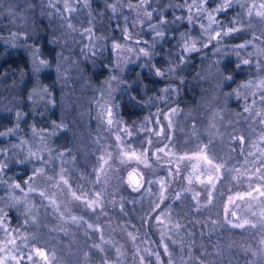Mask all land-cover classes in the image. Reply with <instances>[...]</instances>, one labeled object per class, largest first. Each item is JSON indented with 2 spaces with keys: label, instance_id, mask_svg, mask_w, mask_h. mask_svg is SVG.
<instances>
[{
  "label": "trees",
  "instance_id": "trees-1",
  "mask_svg": "<svg viewBox=\"0 0 264 264\" xmlns=\"http://www.w3.org/2000/svg\"><path fill=\"white\" fill-rule=\"evenodd\" d=\"M171 1L181 5L186 0H148L144 4H141V0H78L73 12H69L71 14L56 0H0V151L17 143L19 137L33 141L39 149V162L36 163L24 159L20 153H16V158L9 154L6 159L8 165L0 171V178L4 183L13 185L19 182L21 188L27 189L31 181L43 177L50 182V186L58 183L68 193L66 200L76 204V214L81 218L76 226L77 239L79 243L84 241L73 249V262H80L85 257L92 264L104 262L100 253L90 249L92 240L89 235L96 234L106 226L110 229L116 227L127 240L131 237L130 254L134 257L142 243L134 244V241L139 243L143 235L147 236L162 255V264H169V261L175 264V260L184 264H264V255L254 249L256 231L229 228L227 232L219 226L220 232L216 229L213 234L207 231L204 234L203 231L208 230L206 226L209 230L213 229L214 222L219 219H222V224L224 213H215L223 204L224 197L217 198L216 193L211 191L209 197L207 195L197 200L189 191H178L181 172L170 160H153L159 167H171L174 171L170 195L162 201L164 210L166 207L171 208V216L179 224V227L171 228L170 233L166 230L161 232L163 223L157 217L162 207L154 208L153 205L156 201L154 196L160 188L157 172L151 176L150 182L144 184L145 188L141 187L139 196H135V192L123 194L116 207L104 208L106 205H103L90 209L83 200L81 188L86 186L84 182L101 186L98 183L96 156L97 149L101 148L87 143L86 150H80L84 158H76L79 150L77 144L83 135L100 134L97 108L103 98L108 96L109 84L118 82L112 89L113 105H116L117 117L126 125L144 119L148 110L156 105L157 94L162 87L170 83L178 89L176 102L180 104L179 119L184 120L185 124L183 135H190L199 129L208 109L215 107L212 104L218 105L222 120H229L231 127H234L225 135H234L228 139L223 137L216 149L213 146L215 153L219 159L230 160L235 153H240V139L246 130L245 126L239 127L233 122L237 116H244L236 108L242 97L235 90L238 91L245 80L255 76L260 66L256 60L244 64L232 57L220 63L219 78L223 86H220V98L215 104L211 87L200 88L207 83L203 67L213 59L215 49L210 45H202L197 51L188 53L184 50L183 39L195 32L189 23L177 16L181 13L176 11L178 9L172 11V7L164 5ZM216 3L217 0H208L206 5L214 6ZM160 7L165 9L163 37L151 31L162 14ZM149 12L151 19L147 15ZM238 13V7L231 6L216 18L231 22L237 20ZM69 23L72 24L71 28L68 27ZM88 33L96 37L94 46L91 43L86 45ZM154 38L160 40L154 41ZM249 39H253L250 33L236 32L220 43L224 49L231 51L237 44ZM116 40L136 46L141 45L136 43L140 40L150 55L140 54L137 60L142 61L136 60L134 64L125 65L122 55L119 53V56H115L116 51L111 45ZM41 59L48 62L47 67L39 64ZM37 67L39 71H36ZM157 67L164 72L163 76L156 75ZM64 68L68 69V73L61 76ZM165 68L173 69L171 76L165 73ZM113 76L117 79L113 80ZM72 90L73 97L76 93L90 96L87 120L78 114L83 108L76 105V100L70 96ZM63 101L68 105L64 108L67 109L64 117L59 115ZM200 102L207 104L205 113ZM177 135L174 142L175 156L187 146L196 148L189 139L185 145L180 144L181 135ZM199 135L203 133L197 132L193 137ZM86 139L85 142H90V137ZM204 141L203 138V144L199 142L195 146L200 148L203 145L207 150L210 143ZM164 144L167 146L166 142ZM53 160H56L54 167L50 166ZM37 169L42 171L36 172ZM29 177L32 179L29 180ZM148 187L149 190L146 189ZM72 192L81 196V199L76 200ZM14 219L8 220L14 223ZM224 236L231 237L232 241L226 242ZM124 239L121 238L125 243ZM203 241L205 247L200 246ZM210 241H213L212 244ZM39 261L34 259L30 263H23L39 264Z\"/></svg>",
  "mask_w": 264,
  "mask_h": 264
},
{
  "label": "rangeland",
  "instance_id": "rangeland-1",
  "mask_svg": "<svg viewBox=\"0 0 264 264\" xmlns=\"http://www.w3.org/2000/svg\"><path fill=\"white\" fill-rule=\"evenodd\" d=\"M77 2L78 0H56V3L63 6L68 14H71L69 13V9H72L71 11L73 12V7ZM223 2L224 0H217L216 5H203V7L211 10ZM260 3L261 0H232L231 6H236L239 9L237 17L239 21L230 22L224 19L222 22L221 19L216 18L219 13L213 12L212 15L219 23L212 24L207 32L204 29L208 28L210 21L207 12L197 11V7L201 6L200 0H196V4L191 7V11H189V6L193 4V0L183 1L181 5H175L172 1L164 4L172 7V11L178 9L176 11H180L181 13L177 16L182 17L185 23H189L188 17L190 15L193 18L189 24L195 33L192 36L187 34L183 39V47L185 40H187L189 44L195 42L197 48L207 44L212 46V49H215L213 59L206 62L204 67L202 65L203 71H206L204 75H206L205 80L207 83L206 85L203 84V87H200L201 89H205L207 86L211 87L213 93H210H212V101L215 104L220 98V86L222 85L219 78L218 66L220 63L229 59L228 57H232L240 63H243L244 60H248L249 62L256 60L257 65L260 66L255 76L245 80L240 85L238 91L235 90V92H240L239 95L242 97L240 104L236 108L244 116H237L233 122L239 127L245 126L246 130L242 137L243 139H240L242 141L240 153H235L232 160L219 159V156L215 153L214 148L217 147L223 137H227L226 139H228L234 135H225L226 132L232 130L234 127L233 125L231 127L229 120H222V112L218 105L212 104L215 107L211 108V106L208 109L204 120L199 124V129L194 130L190 135H183L185 124H183L184 120L179 119L180 104L176 102L178 89L174 84L170 83L162 87L157 94L156 105L151 110H148L147 115H144V119H139L126 125L117 117L115 111L116 105H113L114 97L112 89L114 88L113 86H117L118 82L112 85L109 84L107 88L108 96L103 98L102 103L97 108L101 135H83L77 144L79 150H77L76 158H84L81 151L86 150L87 143L101 148L97 149L96 153L98 158L97 168L103 169V171L97 170V173L99 172L98 183L101 186H91L84 182L83 184L86 186L81 188V194L84 196L83 200L85 203L92 200L98 201V203L89 207L90 209L100 208L103 205H106L104 208L116 207L118 206L117 201L120 196L129 192H135V196H139L141 187L145 188L144 184L148 181L150 182L153 178L151 176H155V172H157V176H160L157 179L160 188L157 189V193L154 196L156 201L154 200L153 205L154 208L157 204H159V207H162L158 216L161 223H163L160 227L161 232L166 230L167 233H170L171 228L177 227V225L179 227V224L172 218L171 212L173 213V211L171 208L166 207L164 210L162 201L166 199V196L170 195L174 171L171 167H159L153 162V160H170L177 165L181 172V180H179L180 188H178V191H189L197 200H199L198 198H206L207 195L209 197L211 191L216 193L217 198L224 197L222 198L224 200L223 204L220 205L219 211L215 213H224L222 224H220L222 219H219L218 222H214L213 229L209 230L206 226L208 230H204V234L206 231L213 234L216 229L220 232L219 226L227 232H229V228L256 231L257 238L254 249H257L264 255V196H261L256 191L258 188L261 192H264V123H261L264 120V99H261L264 97V85L260 83L264 81V20L255 15V12L259 10L258 6ZM253 4L257 5V8L253 9L252 16H249L248 8ZM166 7L164 6V8ZM160 9L162 14H160L161 16L157 20V23L151 27V31L155 34L156 31H163V23L161 21H164L163 13L165 9L162 7ZM201 24L204 25V28L200 27ZM228 27H238L241 29L239 32H248L253 39L243 41L237 44L231 51H228L220 43L229 36L223 35V30H226ZM154 28L155 30H153ZM130 31L127 30L126 32ZM216 32H221V36L218 39L210 41V36H214ZM86 38V45L91 43L90 45L93 44L94 46L96 37L88 33ZM157 40H160V38H154V41ZM248 41H251V43H246ZM114 44L120 45L119 48L113 47V49L116 51L115 56H119V53L122 55L125 65L134 64L140 57L141 53L139 49L141 47L145 48V46H142V43H140V46H136V44H126L123 40H116L111 43L112 46ZM241 44H246V46L243 48L238 47ZM137 61L140 62L142 60ZM172 66L173 64H171ZM169 69L165 68L164 70L167 75L171 76L172 71H169ZM70 70L72 71L73 69L70 68ZM65 73H68L67 68L61 70L60 75L62 76ZM165 88L168 91H163ZM88 94L90 95V93ZM213 95L215 96L214 99ZM70 96L73 97V90ZM73 100H76V105L83 108L79 107L78 114L86 117L87 120L86 113H88L91 105L90 96L86 97L82 93H76ZM199 104L205 108V113L207 104L203 102ZM66 107L68 105L63 101V106L59 112V115L61 114L62 117L66 114L67 109H64ZM245 108L249 110L245 111ZM108 109L112 111L111 119L113 122L111 124L107 122L109 119L107 115ZM73 111H75L74 105ZM197 132H201L203 135L194 138L195 136L193 137V135ZM178 133L181 135L180 144L183 143L185 145V141L189 139V142L192 141L191 144H194L196 148L187 146L186 149L180 150L175 156L174 142L178 137ZM118 136L120 137L119 140H117ZM87 137H90V142H85ZM203 138L205 139L204 142L210 143L207 150L203 145L200 148L195 146L199 142L203 144ZM149 141H151L150 144L148 143ZM164 142L167 143V147H165ZM161 148L164 149L163 152L158 151ZM145 149L148 153L149 167H145L144 164H139L134 160L126 163L120 162L119 153L121 150H136L137 152H141ZM202 149L203 152L201 151ZM220 150L222 154V148ZM38 152V146L33 141H25L22 137H19L17 143L11 144L5 150L0 151V165H8L6 161L7 156L13 154L12 158H16V153L22 154L24 159H28L33 163L39 162ZM204 154L213 161V164L221 165L219 171L212 165H208L203 159L198 158V156ZM101 157L104 160H101ZM181 157H184V159H180ZM53 161L50 166L54 167L56 160ZM104 161H107V163ZM153 169L154 173L151 174ZM130 173L137 175L139 181L137 187L132 186L130 183ZM209 177H212L211 182H209ZM29 185L35 188L36 191H29ZM29 185H27V189L21 191L13 187L12 183H4L3 179L0 178V210H2L0 211V221H2V224H0V249H3L0 250V260H4L5 264H17V260L19 264H25L23 261L30 263L34 259H40L39 264H42V262L44 264H92L85 260L86 257L80 262H77V260L73 262V249L84 241L79 243L77 239L78 231L76 230V226L81 221V218L76 214V204L66 200V194L68 193L64 192L58 183L50 186V182L43 177L36 178ZM162 185L164 187L163 200L160 198ZM149 188L146 189L149 190ZM40 192H44L46 195L42 197L39 195ZM97 193L100 194L99 197L96 196ZM247 193H251V196L247 195ZM240 196H243V199H240ZM5 214L7 215L5 216ZM9 214H12V216H9ZM9 218H15L14 223H10ZM245 220L250 223L246 224L243 228L232 226ZM252 224L255 227H252ZM89 238L92 240L90 249L100 253L103 258L104 262L98 264H162V255L159 254L157 246L153 245L151 239L147 236L143 235L139 243L134 241V244L142 242L138 246L135 257L132 253V255L130 254V251H132L131 237L127 240L116 227L110 229L105 226L104 229L99 230L96 234L90 233ZM121 238H125L126 244ZM10 239L14 240V244L6 243ZM224 239H226V242L232 241L229 236H224ZM210 242L212 244L213 241ZM203 243L205 244V241L200 246H204ZM36 248L45 251L48 257L47 261L35 255L34 249ZM84 248L85 253H87L85 245ZM13 256L17 260H13ZM29 256H32L31 260H29ZM157 256L159 259H157ZM174 263L184 264L178 260H175Z\"/></svg>",
  "mask_w": 264,
  "mask_h": 264
},
{
  "label": "snow or ice",
  "instance_id": "snow-or-ice-1",
  "mask_svg": "<svg viewBox=\"0 0 264 264\" xmlns=\"http://www.w3.org/2000/svg\"><path fill=\"white\" fill-rule=\"evenodd\" d=\"M147 2H148V0H141V4H144V3H147ZM207 3H208V0H200V5L201 6H198L197 7V11L198 12H207V14H208V19H209L210 23L208 25V28H205L204 29L205 32H207L208 29L211 28L212 24L219 23V21L212 15V13L213 12L220 13V12L227 11L228 8L231 7L232 0H224V2L221 5H219L218 7H214L211 10H208V8L203 7V5H206ZM195 4H196V0H193V4L189 6V11H191V7L193 5H195ZM66 7H67V5H66ZM256 8H257V5H255V4L251 5L248 8V15L249 16H252L253 9H256ZM258 8H259V10H257L255 12V15L257 17H260L262 20H264V2H261L259 4ZM71 10L72 9H69V11H71ZM147 15H148L149 19H151V12L147 13ZM177 19H179V18H177ZM192 19L193 18L190 15L188 17L189 23L192 22ZM161 23H166V21H161ZM68 27L71 28L72 27V24L69 23L68 24ZM200 27L201 28H204V25L201 24ZM153 30H155V28ZM240 30L241 29L238 28V27H228L226 30H223V35L227 36V35H230L232 33L239 32ZM156 35L159 36V37H163L164 36V33L162 31H156ZM220 36H221V32H216V34L214 36H210V41L212 39H218ZM130 37H131V34L129 33V38ZM136 43L137 44H140L142 42L140 40H137ZM246 43H251V41H248ZM207 46H208L207 44L204 45V47H207ZM245 46H246V44L238 45V47H240V48H243ZM113 47L114 48H119L120 45L119 44H114ZM129 50L131 51V49H129ZM184 50L186 52H191V51H197L198 49L196 47V43L195 42H192L191 44H189L188 41L185 40V42H184ZM139 52L141 54H143L144 56H149L150 55V53L145 48H143V47H141L139 49ZM243 63L244 64H248L249 61L248 60H244ZM39 64L41 66H44V67H47L48 66V62L46 60H43V59H41L39 61ZM237 67H239V65H237ZM39 70H40V68L37 67L36 68V71H39ZM171 70L172 69L170 68L169 71H171ZM155 72H156V75L157 76H163L164 75V72L160 68H158V67L155 68ZM112 79L115 80V79H117V77L113 76ZM227 79H232V78L231 77H227ZM260 83H261V85H264V81H261ZM45 91H46V89H45ZM163 91H168V89L165 88V89H163ZM261 99H264V97H262ZM248 110H249L248 108H245V111H248ZM173 111H175V110H173ZM107 115L109 117V119H108L107 122H108V124H111L113 122L112 119H111V116H112L111 109H108L107 110ZM261 123H264V120H262ZM129 135H131V133H129ZM119 139H120V137L118 136L117 137V140H119ZM242 139L243 138H241V140ZM148 143L150 144L151 141H149ZM165 147H167V146H165ZM158 151L159 152H163L164 149L161 148V149H158ZM201 151L203 152V150H201ZM198 158L203 159L208 165H212L217 171H219L221 165H219V164H213V161L211 159H209L206 154H204L202 156H198ZM119 159H120V162L121 163H126V162H129V161H133L134 160V161H136L139 164H144L145 167H149L150 166V164L148 163V153H147V150L146 149L144 151H141V152H137L136 150H130V151L121 150V152L119 153ZM157 159H159V157H157ZM180 159H184V157H181ZM101 160H104V158L101 157ZM104 162L107 163V161H104ZM6 167H7L6 164L0 165V171H2L3 168H6ZM35 171L36 172H41L42 170L37 169ZM98 171H103V169L102 168L101 169H98ZM257 171H259V170H257ZM129 176H130V182H131V176H132V174L130 173ZM31 179H32V177H29V180H31ZM49 179H51V177ZM61 179H63V177H61ZM208 179H209V182H211L212 177H209ZM25 183L27 184L28 181H25ZM64 183L67 184V181L65 180ZM136 183L138 184V181ZM13 187L18 188L21 191H23V188H21V185L18 184V183L15 184V185H13ZM29 191L34 192V191H36V189L33 188V187H31V185H29ZM256 191L259 192L261 196H264V192H261L260 189L257 188ZM39 195L42 196V197H44L46 194L44 192H40ZM99 195H100L99 193L96 194L97 197H99ZM247 195L251 196V193H247ZM72 196L76 200H80L81 199V196H78L75 192H72ZM160 198H161V200L164 199V187H163V185H162V189H161ZM177 198H179V194L177 195ZM239 198L240 199H243V196H240ZM86 203H87V206L88 207H92L94 204L98 203V201L97 200H92V201H87ZM156 207H159V204H157ZM0 211H2V210H0ZM6 215L7 214H5V216ZM233 215H235V213H233ZM73 219H75V217H73ZM157 219L159 220V217H157ZM249 223H250L249 221L245 220L242 223H236V224H233L232 226L233 227H238V228H243L246 224H249ZM0 224H2V221H0ZM251 226L252 227H255L254 224H252ZM89 227H91V225H89ZM177 227H178V225H177ZM6 243H8V244H14V240H11L10 239V240L6 241ZM164 248H165V251L167 252L168 248H167V245L166 244L164 245ZM0 250H3V249H0ZM34 253H35L36 256H38V257L44 259L45 261H47V259H48L47 254L42 249L36 248V249H34ZM28 258H29V260H31L32 259V256H29ZM12 259L13 260H17V258L15 256H13ZM157 259H159L158 256H157ZM0 264H5V261L4 260H0ZM17 264H19V261L18 260H17Z\"/></svg>",
  "mask_w": 264,
  "mask_h": 264
},
{
  "label": "water",
  "instance_id": "water-1",
  "mask_svg": "<svg viewBox=\"0 0 264 264\" xmlns=\"http://www.w3.org/2000/svg\"><path fill=\"white\" fill-rule=\"evenodd\" d=\"M131 174H132V176H131V182L130 183L132 184V186L137 187L139 185L136 183L138 181V179H137L138 177L135 173H131ZM129 181H130V176H129Z\"/></svg>",
  "mask_w": 264,
  "mask_h": 264
}]
</instances>
